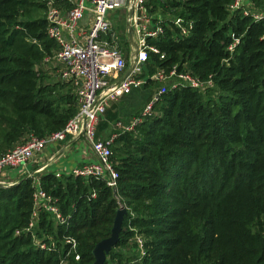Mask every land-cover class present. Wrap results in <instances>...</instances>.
Here are the masks:
<instances>
[{"label": "trees", "instance_id": "obj_1", "mask_svg": "<svg viewBox=\"0 0 264 264\" xmlns=\"http://www.w3.org/2000/svg\"><path fill=\"white\" fill-rule=\"evenodd\" d=\"M233 1L148 5L193 25L182 35L168 21L162 36L149 39L165 56L148 52L143 87L158 68L174 65L212 76L214 86L168 87L152 116L117 136L116 188L103 179L39 174L70 223L55 226L41 212L37 233H53L58 242L64 233L76 237L80 258L71 255L67 264L94 263V248L111 235L120 207L127 209L120 239L104 264H264V18L231 12ZM44 9L41 0H0V155L29 133L62 129L78 110L72 84L50 82L40 68L59 48ZM34 191L29 175L0 185V264H59L64 250L45 251L30 233L16 234L30 221ZM136 235L145 239L143 257Z\"/></svg>", "mask_w": 264, "mask_h": 264}, {"label": "built area", "instance_id": "obj_2", "mask_svg": "<svg viewBox=\"0 0 264 264\" xmlns=\"http://www.w3.org/2000/svg\"><path fill=\"white\" fill-rule=\"evenodd\" d=\"M41 1L45 5L47 33L59 46L54 57L59 65L60 80L72 84L77 96L78 110L62 129L44 137L29 133L23 142L0 155V176H5L9 169H27L32 161L41 158L48 147L83 137L96 159L54 173L57 177L74 175L86 179H103L108 186L116 188L119 175L111 161L114 141L118 135L134 130L135 125L153 115L154 104L167 91L166 84L170 83V88L173 89L191 87L199 91L214 86L212 76L202 79L190 71L178 70L177 65L169 71L158 68L150 79L159 82L160 88L146 105L143 113L134 117L129 124L118 121L116 126L120 130L119 134L98 137V125L110 104L147 83V77L142 75L148 52L153 51L164 58L165 54L156 45L150 44L149 39H158L162 36L165 33L164 24L168 21H173L180 28L182 35L189 32L193 23L181 16L171 17L168 14L169 17H165L158 12H149V8H152L151 2L154 0ZM251 5H254L253 0H234L230 5V11L242 10L245 15H251L256 21L263 19L264 0L260 13H251L249 9ZM115 10L120 11L118 16L113 13ZM122 17L125 22L123 36L120 24ZM130 27L133 30L136 47L131 45L129 40ZM237 42L239 39H236ZM234 46L235 43L229 46L230 51L234 50ZM130 66L131 73L122 79ZM47 166L48 164L44 163L35 172H40ZM28 173L33 177L35 184L33 211L28 225L22 230H17L16 234L30 233L34 245L42 250L59 253L64 250L59 264H67L71 255H75L79 260L76 237L64 233L58 242L53 233L46 231H43L42 235L37 233L41 212H48L55 226L66 229L70 219L62 212L57 200L42 188L39 175L30 171ZM12 184L14 183L0 180V185ZM92 196L95 197L96 193L93 192ZM134 240L140 257L145 256L144 237L136 235Z\"/></svg>", "mask_w": 264, "mask_h": 264}, {"label": "rangeland", "instance_id": "obj_3", "mask_svg": "<svg viewBox=\"0 0 264 264\" xmlns=\"http://www.w3.org/2000/svg\"><path fill=\"white\" fill-rule=\"evenodd\" d=\"M254 5L250 6L251 13H260L262 8H259L256 6L255 2L253 1ZM119 10L113 11L115 15H119ZM39 13L45 14V9L41 10ZM112 14V13H111ZM121 24V32L122 36L123 33H125V22L122 17L120 19ZM124 30V32H123ZM54 52L52 56H47L40 62V68L44 71V73L48 76V81L54 82L60 80V72H59V65L58 62L55 59ZM47 58H49L47 60ZM146 76V75H144ZM153 81V80H152ZM167 87H170L171 84L167 83ZM160 88V83H157L156 81H153L152 83H149L146 87L140 88L138 91L136 90V95H132L128 97L129 99H120L119 103H117L118 109L113 107L108 108V111L105 113L104 118L101 120L100 125H98L97 134L98 137H108L114 134H119L120 130L117 128L116 123L118 121L124 120L126 117L134 115L140 116L146 105L150 102V100L154 97L155 93ZM109 113L113 114V118L109 117ZM86 142V141H85ZM44 160V159H42ZM13 177L17 176V169H9L8 171ZM0 180L5 181L6 183H15L17 182V179L7 178L5 176H0ZM132 242V241H131ZM133 242H135L133 240Z\"/></svg>", "mask_w": 264, "mask_h": 264}, {"label": "crops", "instance_id": "obj_4", "mask_svg": "<svg viewBox=\"0 0 264 264\" xmlns=\"http://www.w3.org/2000/svg\"><path fill=\"white\" fill-rule=\"evenodd\" d=\"M158 13H160V11ZM161 14H163L165 17H169L167 15L168 13L167 14L161 13ZM139 89H135L134 91L136 92V90L138 91ZM134 91L131 94L121 99L127 100L129 99L128 97L132 95H136ZM117 103H119V100L112 102L110 104V107H113V109L114 108L118 109L119 107L117 106ZM134 117H135L134 115H131V116L126 117L122 121L125 124H129L133 120ZM100 138H105V137H100ZM85 141L86 140L82 137L77 140L63 142L55 146L48 147V149L43 152L41 158H38L37 160L32 161L28 165L27 169H22V168L17 169L16 177H13L9 172L5 175V177L17 179L18 181L21 176L28 175L29 171L31 173H36V175H39L43 172H49V171L55 172V171L64 170L65 168H70L72 166H77V165L81 166L88 161L95 160L96 157L93 155L90 149V146ZM44 163H47L48 166L40 172H35L38 169H40Z\"/></svg>", "mask_w": 264, "mask_h": 264}, {"label": "water", "instance_id": "obj_5", "mask_svg": "<svg viewBox=\"0 0 264 264\" xmlns=\"http://www.w3.org/2000/svg\"><path fill=\"white\" fill-rule=\"evenodd\" d=\"M129 40H130L131 45L136 47V43L133 37V30L131 27L129 30ZM131 70H132V66H130L127 69L122 79L127 77L131 73ZM126 213H127V209L125 207H120L117 210L111 235L99 241L94 248L93 252L95 255V261L93 264H104L107 259L108 253L119 242L120 232L122 230L123 220H124Z\"/></svg>", "mask_w": 264, "mask_h": 264}]
</instances>
